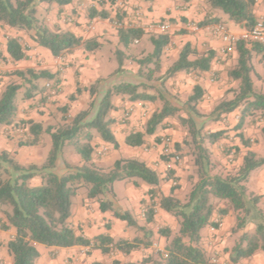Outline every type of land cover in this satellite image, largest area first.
Segmentation results:
<instances>
[{
    "label": "trees",
    "instance_id": "trees-1",
    "mask_svg": "<svg viewBox=\"0 0 264 264\" xmlns=\"http://www.w3.org/2000/svg\"><path fill=\"white\" fill-rule=\"evenodd\" d=\"M71 1L0 0V23L16 30L32 31V40L55 57L64 56L76 48H82L86 52L98 50L102 44L97 36L84 38L71 31L51 29L44 18L37 15V6L40 3H54L62 8ZM176 1L187 3L191 0ZM205 1L210 9L221 11L229 21L240 25L244 30H250L259 21L255 14L256 0ZM262 3L264 4V0ZM109 16V12L102 7H90L88 10L90 19H106ZM115 21L118 45L122 47L115 49L117 67L108 77L97 78L87 88L76 81L75 93L79 95L82 90H86L90 101L86 108L73 117L67 118L63 115L61 124L57 126L43 127L40 122L32 119L16 123L20 84L10 82L0 93V126L19 124L21 128L26 127V140L20 141V145L37 144L42 133L48 134L51 142L45 159L39 164H22L10 152L0 150V210L4 215V220L0 218V228L3 231L14 229L13 236L6 244L11 264H35L39 257L35 244L60 248L83 246L88 250H98L104 255H112L115 251L127 255L140 246L151 247L153 230L146 225H140L129 210L121 209L116 203L113 184L122 180L132 181L134 186L140 182L149 186L148 201H140L145 224L154 222L157 207L178 222V230L175 233L169 227L157 229V234L167 241L164 254L161 253L162 264L209 263V258L199 246V242L202 229L211 223L217 226L212 222L215 212L212 199L227 203V207L235 213L238 230L244 229L247 224L254 226L253 232H243L239 236L230 254L231 262L237 263L257 252H264V211L260 207L261 195L250 193L246 188L251 172L264 165V153L251 150V139L241 131L246 118L256 114L264 118V93L254 88L252 78V56L258 55L260 61L264 62V46L244 40L233 44L237 58L234 66L228 69L227 75L236 86L229 88L223 99L208 113L212 121H219L224 114L237 109L239 114L234 129L238 130L239 142L247 148L238 168L220 175L214 173L216 163L208 144L218 142L224 137V132H203V127L195 122V118L203 116L199 105L206 97L205 89L195 83L181 108L162 87L177 73L191 76L210 71L216 52L211 49L200 52L191 43L186 42L166 70L156 75L161 71L162 55L171 42V35L167 32L151 34L148 40L152 50L144 57L136 59L138 67L133 78L118 79V75L124 72L125 51L130 49L135 41H140L146 32L141 27L124 24L118 14ZM261 21L264 24V15ZM216 23L223 24L219 18L211 17L204 18L198 25ZM6 50L12 60L26 58L25 48L17 37L7 39ZM58 73L59 71L50 73L46 69L35 70L30 67L12 72L32 84L31 89L25 91L23 99H30L37 93L38 85L35 82L40 80L47 81L46 87L57 89ZM116 96L129 101L161 102V106L147 118L144 129H133L126 135L125 144L130 147L144 145L145 137L153 135L158 127L164 126L169 117L178 116L179 123L186 126L188 139L184 140V144L190 148L195 180L190 182V189L183 199L174 195L178 185L173 169L166 170L165 179L171 180L173 185L170 193L164 195L160 189L159 172L141 159L121 156L108 167L92 162L96 137L111 144L115 149L119 146L112 130L116 120L110 115L115 108L113 98ZM69 98L73 100L75 94L69 95ZM180 110H184L186 115H178ZM60 111L66 112L65 107L60 108ZM164 138L165 136L160 140L161 144ZM170 142L173 150L168 155H161L162 160L166 162L169 157L172 160L173 154L181 157V144ZM66 146L73 148L79 158L78 163L67 162L64 157ZM227 150L231 155H239V151L233 150V147ZM36 176L40 178V184L31 185L30 180ZM81 187L86 188L87 198L97 201L100 212H110L115 218L140 231L142 235L132 239H114L107 233L86 237L79 227H74L69 221L72 198ZM226 212V208L220 210L221 214ZM151 260V257H146L140 261L123 262L113 258L109 264H148ZM91 264L106 263L94 260Z\"/></svg>",
    "mask_w": 264,
    "mask_h": 264
},
{
    "label": "crops",
    "instance_id": "crops-1",
    "mask_svg": "<svg viewBox=\"0 0 264 264\" xmlns=\"http://www.w3.org/2000/svg\"><path fill=\"white\" fill-rule=\"evenodd\" d=\"M116 2L118 5L126 4L124 8L127 10V13L131 14L129 16L134 22L141 21L142 24H148L150 22L157 23L158 21L171 23V28L178 32L173 38L177 40L176 38L178 37V40L182 41L177 48L170 51L172 61L176 58L179 49L186 42L191 43V45L200 52L210 49L216 52V57L211 63L210 71L191 75L193 78V84L199 83L205 89L206 94L209 95L208 97L216 100L219 97H223L229 88L234 87L236 83L230 81L227 75L228 69L232 68L236 63L237 53L234 46L227 45L212 32L213 24H207L205 26L198 25V23L204 18L217 17L225 22L224 26L229 31L234 33H241L244 31L240 25L229 21L227 16L221 11L210 9L205 0H191L187 3H182L181 1L176 0H116ZM79 3L80 2L77 0H72L71 3L63 7L66 9L72 8L75 11L78 10L82 15V4L80 5ZM39 5L45 6L46 8L48 7L47 3H40ZM39 5L37 7H39ZM97 5L98 3H91V6L95 8L99 7ZM51 8V16H54L53 13L56 10H59V7L52 3ZM105 10H107V7H105ZM113 14V12H109L110 16L106 19H90L87 15L83 20L88 21L90 23L89 26L82 25L76 27L69 23L65 24L64 21L57 18L56 22L61 26L60 30L71 31L75 35H81L84 38L91 37L95 34L96 36H99L98 40L101 44L111 42V47L113 49H115V46L117 48H122L118 45L117 23ZM255 14L258 18H262L264 15V4L262 3V0H256ZM138 15H143L144 17ZM130 26L138 27L133 24ZM48 27L51 28L49 25ZM193 27H197V29H194ZM56 30L59 29L56 28ZM20 36H23L21 30H16L0 23V93L1 90H3L1 87L4 84L2 79L5 78L3 73L8 68H12L14 71L28 67L35 70L46 69L50 73L59 71V85L57 86V89H53L54 92L51 93L53 94L51 96L52 101L58 100V102L54 104H52L51 101L49 103L45 102V99L43 98L39 99V95L30 99H23L22 104L18 106L16 123H19L21 120L32 119L36 122H40L43 127L57 126V121L53 118L54 115H52L51 112L52 110L57 112L60 110L61 106H64L68 102L66 96L75 94V97H78L75 93L76 81H78L83 87L88 86L97 78L104 77L106 73L113 71L117 67V64L114 65V61L109 58H107L105 63L102 61L104 59V53L99 51L102 45L96 50L98 52H86L82 48H76L71 53H67L64 56L55 57L52 56L47 49L38 46L32 39H30V45H32L31 48L26 49L21 43ZM10 37H17L19 39L20 43L25 48V59L12 60L10 58L6 50L7 39ZM140 41L135 42L137 43ZM223 48H228V54H223ZM106 51L110 54L112 53L109 49H106ZM94 52H96V54H94ZM5 61H8V63L5 64ZM252 63L254 67V72L252 73L254 88L264 93V62H261L260 57L254 54L252 56ZM45 82L47 83V81ZM147 103L148 102L129 101L122 99L120 96L113 98L115 108L110 112V115L114 118L119 114L127 116V121H116L112 126L114 136L119 146L115 149L111 144L96 137L92 162L103 164V161L105 162L106 158L96 159L95 157L103 155L105 153L103 152V149H108L110 150V158L112 157L113 162L122 155L123 157L141 159L157 171L163 169L164 161L161 158L163 145L160 140L164 136L173 134L172 139L176 141L175 138L178 136L177 132H175L174 128L169 124H164V126L158 127L153 135L145 137L146 142L142 146L130 147L125 144V137L131 130H135L134 125L137 124L136 121L141 120L144 122L150 116L144 111V109L147 108ZM72 104L75 103L73 102ZM144 106L145 108H142ZM42 110H44V112H42ZM238 114L239 111L237 109L224 114L222 118L224 123L220 121H218V123L222 124L223 129L229 128L226 127V120L231 122L234 118H238ZM136 130H142V128ZM23 134L27 135V128H21L19 124L0 126V150L10 152L14 155L15 159L22 164L41 163L45 159L51 146L49 135L42 133L37 144L27 146L19 144V137ZM225 141L227 142L226 139L223 140V142ZM96 144L99 146L96 147ZM208 146L211 152H213L212 157L217 160L215 163L224 164V158L221 152V149L224 150V146L221 144L217 145V142L208 144ZM228 146H233V150L237 149L239 152L243 151V153L247 149L239 143V141ZM227 149L228 148H226V150ZM250 149L253 150L252 147H250ZM69 155H71V158H68ZM64 157L69 163L76 164L79 162L78 156L71 151L69 146L64 148ZM241 158L242 155L238 158V165L241 164ZM40 182L41 180L38 176L30 180L31 185H39ZM148 189L149 186L144 183H139L137 186L130 183L129 186H127L126 191L127 204L122 209L129 210L131 213L138 212L141 206V199L148 200ZM163 194L167 195L168 193L163 191ZM76 195L74 196L75 198H72L71 216L69 219L74 227L79 226L82 233L88 238L102 233H107L112 237L123 236L121 235L122 232L120 233V231H118V228L122 227L126 222L124 223V221L115 218L110 212H100L97 201L87 198L86 194L81 195L79 198H76ZM0 218L4 220V215L1 213ZM108 222H110L111 228H107L105 225ZM13 234V228L0 232V254L4 256L6 264H11V257L7 252L6 244ZM35 245L39 251V257L36 259L35 264H66L68 258L76 259L78 257L76 251L82 250L83 248V246L60 248L55 246H44L42 244ZM93 252L94 255L89 264L94 260H100L98 255L97 258L94 257L98 251L94 250ZM98 254L100 255V253Z\"/></svg>",
    "mask_w": 264,
    "mask_h": 264
},
{
    "label": "rangeland",
    "instance_id": "rangeland-1",
    "mask_svg": "<svg viewBox=\"0 0 264 264\" xmlns=\"http://www.w3.org/2000/svg\"><path fill=\"white\" fill-rule=\"evenodd\" d=\"M77 1L80 2L79 3L80 5L82 4V9H83L82 15L78 12V10L75 11L72 8L66 9L65 7H63V8H59V10H56L53 13L54 16H51V10H52L51 5L52 4L48 5L47 8L45 6L38 4L39 7H37V15L39 18H44L46 24H48L52 29H56V28L60 29L61 27L59 24H57L56 18L64 21L65 24L69 23L76 27H80L82 25L89 26L90 23L83 19L87 17L89 8L93 7L91 6V3L95 2L99 4L97 5L99 6L98 8L102 7L103 9H105V7H107V11L113 12L114 19L116 15L118 14L126 25L130 26L131 24H133V25L143 28L144 31L146 32V35L143 36L140 42H137V43L135 42L134 44H132L130 49L125 51L126 57L124 58V65H123L124 72L122 74H119L117 77L118 79L133 78L134 74L137 71V67H138L136 63V59L144 57L152 49L151 43L148 40V36L151 34L160 33V31L151 30L150 25L161 23L162 21H158L157 23L150 22L148 24L146 23L142 24L141 21L134 22V20L132 19L133 20L132 21L131 17L129 16L131 14L127 13V10L124 8L126 4L124 3V5H118L116 0H77ZM138 16L142 17L143 15H138ZM259 20H261V18H259ZM222 23L225 24V22L223 21ZM169 25H170V28L166 32L171 35V42L164 50V53L161 59V71L160 73L156 75L163 73L166 70V68L170 65V63L172 62L170 51L173 50L174 48H177L178 45L182 42L178 40V37L176 38L177 40L173 38V36L177 35L178 32L171 28V23H169ZM21 31L23 32V36L22 37L20 36L21 43L26 49H30L32 46L30 45V39H32L33 32L23 31V30ZM236 34H239V33H236ZM93 36H96V35L93 34ZM232 46L234 45L232 44ZM116 48L117 47L115 46V49ZM106 49H109V51H111L112 53L111 54L108 53ZM115 49L111 47V42L107 44H102V47L101 49H99V51H102V53H104V59L102 60L104 63L106 62L107 58H109L114 61V65L117 64ZM96 52H94V54H96ZM7 63L8 61H5V64ZM25 69L26 68H23L22 70H25ZM13 71L14 69L12 68H8L5 70V72L3 73V76L5 78L2 79L4 81V84L2 85L1 89H4L5 85L10 82L19 83L21 86L18 92V95H17V103L19 106L23 102V95L25 91L28 89H31L32 84L29 83L26 79L24 80L18 77L17 75L12 74ZM111 72L112 71H110L109 73H106L104 78L108 77V75ZM35 83L38 85V89H37L38 91L34 96L39 95V99L43 98L45 99V102H48V103L50 101L52 104L58 102V100L52 101L51 96L53 94L51 93H53L54 90L51 89L50 87H46V84H45L46 82L44 80H40ZM193 85L194 84H193L192 76L190 75L188 76V74H185V73H177L172 78L168 79L165 82L164 86L162 87H164L163 89H165L167 93L173 99H175V101H177V104L182 108L183 101L186 99L187 95L190 93ZM235 86L236 84L234 85V87ZM54 94H57V93H54ZM208 96L209 95L206 94L205 99L202 100L199 105V109L203 113V116L195 118V122L198 126L203 127V130H202L203 132H210V131H217V130H222L224 132L223 134L224 137L221 138L217 142V145L221 144L224 146V150L221 149L222 156L224 158V164H221V163L215 164L214 173L225 175L226 173L230 171H234L235 169L238 168L239 166L238 158L241 155H243V151H241L239 152V155L236 157L235 154L231 155L229 154L228 150H226V148H231L228 145L235 143L236 141H239V138L237 137L238 130L234 129V126L236 125L238 118H234L231 122L229 120H226L227 122L226 127H229L226 129H223L222 124L218 123V121H212L210 117L208 116V113L213 109L214 105L218 101L223 99L225 95H223V97L217 98L216 100H213L211 97H208ZM228 96H230V94ZM66 97L69 103L67 102L64 106L60 107V108L65 107L66 112L63 113L60 110H58L57 112H54L52 110L51 112V114L54 115L53 118H55V120L57 121V125L61 124L63 115H65L67 118L73 117L81 109L86 108L87 104L90 101L88 92L86 90H82V92L78 95V97H75L73 100L69 98V95ZM73 102L75 104H72ZM160 106H161V102L158 100L156 102H148L147 108H145V106L142 108H145L144 109L145 113L150 115L154 110L158 109ZM42 112H44V110H42ZM178 115L185 116L186 112L184 110H180ZM126 117L127 116H123V114H119L118 116L115 117V120L117 122L127 121ZM146 120L144 122H142L141 120H137L136 121L137 124L134 125L135 130L138 128L144 129ZM219 121L224 123L222 119ZM165 124H169L170 126H172L175 132H177L178 134V136L175 138L176 141L172 139L173 134H169L165 136V138L169 137V140L172 141L173 143L181 144V149L179 150L181 157L179 158V161L177 162H173L170 159V157L167 159V162L163 160L164 161L163 169L158 170L159 175L161 177L160 189H161L162 194H163V191H166L168 194L170 193L173 182L171 180H166L165 175H166L167 169H173L174 176L177 177V185H178V188L175 189L174 191V195L178 196L180 199H183L186 193L190 189V182L195 180V167L193 166V163H192L193 158L190 153V148L188 145L184 144V140L188 139L187 128L186 126L179 123L178 116L167 118ZM262 128H264V118L259 117V114H256L253 117H248L245 119L243 126H242V130H241L246 137L251 139L252 141L251 147L253 148V150L260 154L264 153V132H262ZM19 139L20 141H25L26 134H23L22 136H20ZM224 139H226L227 142L226 141L223 142ZM94 141H95L94 143H96V139ZM96 145H97L96 147L99 146L98 144ZM69 148L73 152V148L71 146H69ZM172 150H173V147L170 142L169 147H164L161 150V155H168ZM109 151L110 150L108 149H103V152L105 153L103 155H98L97 157H95L96 159L106 158L105 162L103 161V164H99L97 162H94V164L103 166V167L111 166L113 163V159L112 157L110 158ZM12 156L14 157V155ZM121 156L122 155H120L119 157ZM68 158H71V155H69ZM213 160L217 161L214 158ZM130 183L132 184V181H128V180L116 181L114 183L116 203L121 209L125 207L127 204L126 191H127V186H129ZM140 183H143V182H140ZM246 188H247V191L250 193H253L255 195H261L260 207L264 211V165L251 172L248 178V181L246 182ZM86 193H87L86 188L81 187L79 188L76 198H79L81 195H85ZM212 202L215 205V212L213 213V216H212V222L216 223L217 226H214V224L211 223L207 227L202 229L201 239L199 242V246L202 248L206 256L209 258L208 264H264V252H257L252 257L242 259L237 263L231 262L230 254L232 252L233 246L237 243L239 236L243 232H248V233L253 232L254 226L252 224H247L244 229L238 230L236 228L235 213L227 207V203L225 201H220L217 199H212ZM224 208L227 209V212L221 214L220 210ZM0 213L3 214L2 210H0ZM132 215L135 217V219L138 221L140 225H146L147 227L153 230L154 236L152 238V241H153L152 246L149 248H144L140 246L139 248L131 251L127 255H124L118 251H115L112 255H104V254H101L100 251L97 250L98 252L94 257L97 258V255H98L100 260L106 264H109L113 258L119 259L124 262V261H140L143 258L151 257L153 260H151V262L148 264H162L163 256H161V253L164 254L163 251H164L165 245L167 244V241L163 237L159 236V234H157V229H159L160 227H169L175 233L178 230L177 220L170 214L164 212L163 210H160L157 207L156 212H155L154 222L145 224V218L143 215L142 205L140 206L139 211L136 213H132ZM105 225L107 226V228H111L110 222L106 223ZM212 226L215 227L214 230H211ZM2 231L3 230L0 228V232ZM118 231H120V233L122 232L121 235L123 236L122 237L113 236L114 239H117V238L132 239L135 236L142 235L140 231H136L133 227H130L127 224H124L122 227L118 228ZM93 251L94 250H88V248L83 247L82 250L76 251V254L78 257L76 259L68 258V262L66 264H89L92 259V256L94 255ZM98 253H100V255ZM0 264H6V261L4 259V256H2V254H0Z\"/></svg>",
    "mask_w": 264,
    "mask_h": 264
},
{
    "label": "built area",
    "instance_id": "built-area-1",
    "mask_svg": "<svg viewBox=\"0 0 264 264\" xmlns=\"http://www.w3.org/2000/svg\"><path fill=\"white\" fill-rule=\"evenodd\" d=\"M170 28L169 23L167 22H161L157 24H152L150 25L151 30H156L160 32H166ZM194 29H197V27H193ZM212 32L217 35L224 43L227 45H232L235 42L239 40H244V41H253L257 42L259 44H262L264 46V24L262 23L261 20H259L253 28L250 30H244L239 34L230 32L224 24L221 23H216L212 25ZM228 48H223L222 52L223 54H228ZM48 86V84H46ZM163 148L164 147H169L170 145V140L169 138H164L162 141ZM172 161L177 162L179 161V156L176 154H173L172 156ZM214 226L211 227V230H214Z\"/></svg>",
    "mask_w": 264,
    "mask_h": 264
}]
</instances>
